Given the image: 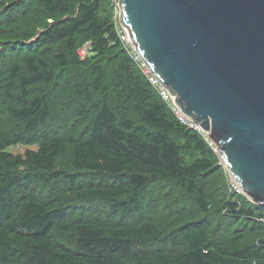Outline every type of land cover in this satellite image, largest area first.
<instances>
[{"label": "trees", "instance_id": "obj_1", "mask_svg": "<svg viewBox=\"0 0 264 264\" xmlns=\"http://www.w3.org/2000/svg\"><path fill=\"white\" fill-rule=\"evenodd\" d=\"M35 1L30 30L17 24L31 0L0 3V264H264V204L229 191L134 62L111 0ZM170 183L194 209L147 210Z\"/></svg>", "mask_w": 264, "mask_h": 264}, {"label": "water", "instance_id": "obj_2", "mask_svg": "<svg viewBox=\"0 0 264 264\" xmlns=\"http://www.w3.org/2000/svg\"><path fill=\"white\" fill-rule=\"evenodd\" d=\"M121 24L232 179L264 204V0H121Z\"/></svg>", "mask_w": 264, "mask_h": 264}, {"label": "rangeland", "instance_id": "obj_3", "mask_svg": "<svg viewBox=\"0 0 264 264\" xmlns=\"http://www.w3.org/2000/svg\"><path fill=\"white\" fill-rule=\"evenodd\" d=\"M4 0H0V3L3 2ZM42 9L40 8V6L38 5V3L35 0H31V8L29 10V14L27 16V18L21 20L22 18L20 17L19 20L20 22L17 24V26L19 24H21L22 26H26V23L29 26L30 24H38L39 21H41L43 19V16L41 15ZM27 14V13H26ZM113 15L115 17V14L113 12ZM25 30H30V28L25 27ZM75 73V74H74ZM78 73L76 72H72V76L70 75V73L68 74V77H72L75 78V76H77ZM79 80V79H78ZM85 126V124H84ZM37 147H29V146H14L12 148L9 149V151L13 154L19 155V154H25L27 150H37ZM222 166V165H221ZM223 172L225 175L224 178H227V182H228V174L226 172V169L222 166ZM216 179L211 180L209 182V188L210 189H214L216 186ZM226 180V179H224ZM171 184V185H170ZM163 184V185H159L156 188H150L147 196H148V201L150 202L151 206H148L146 208H148L147 210H153L156 212H166L167 214L171 213V212H175L174 210L176 207V204L178 202L183 203V202H187V209H194V205L192 204V200L188 199L185 194L182 192V190L180 189V187H178L175 184ZM144 198V200L146 201L147 199ZM199 218V214L195 213V214H189V215H185L182 219H180V222H185L188 220H194V219H198Z\"/></svg>", "mask_w": 264, "mask_h": 264}, {"label": "built area", "instance_id": "obj_4", "mask_svg": "<svg viewBox=\"0 0 264 264\" xmlns=\"http://www.w3.org/2000/svg\"><path fill=\"white\" fill-rule=\"evenodd\" d=\"M111 6L113 8V12L115 14L114 20L116 24H118L119 29V35L121 37L122 42L126 46L127 50L129 51L131 57L133 58L134 62L137 64V66L140 68L142 73L147 77L149 82L152 84V86L157 90L159 95L161 96L162 100L165 101L168 106L170 107L171 111L175 114V116L179 119V121L189 129L197 132L209 145V147L213 150L215 154H217L220 158V152L217 144L210 138V133H207L204 131L202 127H200L197 123L187 120L183 116V112L179 110L177 105L174 103V101L171 99L169 92L161 85L159 79L151 72L146 62L143 60V58L137 53L129 43V40L127 38V35L123 29V26L121 24V0H111ZM87 54V45L84 46L80 50V55L82 58H84ZM220 165H222L228 174V187L229 191L232 193L244 195V192L242 188L232 179L230 176L226 166L223 164L220 158Z\"/></svg>", "mask_w": 264, "mask_h": 264}]
</instances>
